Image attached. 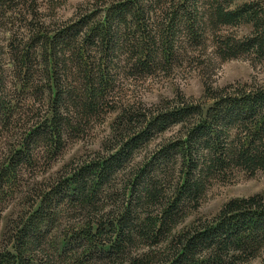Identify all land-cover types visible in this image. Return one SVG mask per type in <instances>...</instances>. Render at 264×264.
<instances>
[{
    "label": "trees",
    "instance_id": "obj_1",
    "mask_svg": "<svg viewBox=\"0 0 264 264\" xmlns=\"http://www.w3.org/2000/svg\"><path fill=\"white\" fill-rule=\"evenodd\" d=\"M66 2L0 0V264L260 258L264 195L182 225L215 183L264 174V85L214 88L202 73V101L150 106L128 88L186 65L263 63L264 0H96L65 19ZM105 123L99 150L48 176Z\"/></svg>",
    "mask_w": 264,
    "mask_h": 264
},
{
    "label": "rangeland",
    "instance_id": "obj_2",
    "mask_svg": "<svg viewBox=\"0 0 264 264\" xmlns=\"http://www.w3.org/2000/svg\"><path fill=\"white\" fill-rule=\"evenodd\" d=\"M96 0H67L64 7L59 12L62 18L71 17L79 5ZM243 31V30H242ZM215 73L186 65L182 69H177L169 75H161L145 82L134 83L129 86L128 94L131 100L139 99L146 105L158 104L163 100H172L178 95H183L186 99L202 101L204 86L202 73H208L214 88H222L231 84L239 85H264V62L256 63L252 66L243 59L232 60L218 65L215 63ZM210 102H207V106ZM109 121V120H108ZM108 123V122H107ZM97 128L92 136L81 141L71 143L63 152L62 156L53 164L48 176H54L57 171L66 165L77 163L95 150H99L101 139L108 131V124ZM176 137V129L166 132L153 142L150 147L144 150L153 151L158 144H162L167 139ZM140 159V157H137ZM253 195H264V174L257 173L249 175L243 172H236L228 180L215 183L207 192V195L197 211L191 213L182 226L190 224L194 220L201 219L209 221L214 218L221 207L231 199L247 198ZM21 209L19 201L13 203L10 212ZM9 211L6 213H9ZM9 215V214H8ZM3 223H0V239L3 232ZM264 259V251L257 260L251 264H261Z\"/></svg>",
    "mask_w": 264,
    "mask_h": 264
}]
</instances>
